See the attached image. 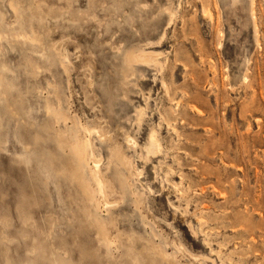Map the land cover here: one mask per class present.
<instances>
[{
	"label": "rangeland",
	"instance_id": "374dc122",
	"mask_svg": "<svg viewBox=\"0 0 264 264\" xmlns=\"http://www.w3.org/2000/svg\"><path fill=\"white\" fill-rule=\"evenodd\" d=\"M0 83V264H264V0H0Z\"/></svg>",
	"mask_w": 264,
	"mask_h": 264
},
{
	"label": "bare ground",
	"instance_id": "6f19581e",
	"mask_svg": "<svg viewBox=\"0 0 264 264\" xmlns=\"http://www.w3.org/2000/svg\"><path fill=\"white\" fill-rule=\"evenodd\" d=\"M30 3V2H29ZM20 12V11H19ZM9 28V27H8ZM23 31V30H22ZM6 36V35H5ZM12 39V38H11ZM13 40V39H12ZM16 40V39H15ZM19 40V39H18ZM138 57V56H137ZM136 57V58H137ZM134 58V57H133ZM140 59V58H139ZM138 60V59H136ZM145 60V59H144ZM140 63V62H138ZM30 66V65H29ZM1 84V83H0ZM2 87V86H1ZM3 95V94H2ZM123 98V97H122ZM60 101V100H59ZM60 103V102H59ZM53 118H54V121L55 123H58L60 125V123L64 126H67V121L68 120H71L72 123H73V126L76 128H78V126L81 128V133H78L77 130H74V131H70L69 130V133L71 134V139L73 140H64L62 138H59L57 139V147L62 149L63 147H69L68 149L70 150L72 156H73V159H74V162L76 164V167H77V170L79 171V174L80 176L83 178V175L84 172H83V165H84V159L87 158L88 156H91L92 155V139H91V135H94V136H98L100 139H103L104 141L108 138L109 135V132H107L106 130L102 129L101 133L99 131H97V127H92L94 128L92 131H89L87 130L86 128H84L83 126L81 127L80 124H78V122L75 120V119H71L70 117H68L67 115L63 114V113H60V112H55L53 114ZM96 129V130H95ZM58 132H60L58 130ZM58 136V135H57ZM61 136H64V135H61ZM65 138V137H64ZM157 138H155V135L154 133L152 132V134H150L148 136V144L146 146H144V148H141V151L140 152H143L144 151V156L145 158L144 159H147V157H149V154H152V153H157L159 154V147L157 143ZM66 141V142H65ZM72 141V142H71ZM128 144V146L133 149V150H136V148L138 147L135 139L133 138H130V137H126V140H125ZM115 148V147H114ZM117 148V147H116ZM117 150V149H115ZM110 152V150H109ZM112 154V153H111ZM113 155V154H112ZM155 155V154H154ZM143 156V157H144ZM153 156V155H152ZM115 158L118 162L121 163L122 166H124L126 168L127 171H129L130 167L128 166V164L126 163V160L124 159V157L119 153L115 152ZM148 160V159H147ZM144 161V160H143ZM99 166H95V170L92 172L91 174V180H93V182L96 184L97 186V193L98 195H100L102 198H105V197H113L115 194H116V190L114 188V186L112 185V182H110V180L108 179V177L110 176H107V173H100L99 170H98ZM116 169V167L114 168ZM109 169L106 171L108 172ZM126 171V173H128ZM74 177V176H73ZM77 177V176H76ZM74 177V178H76ZM119 177V183L122 187V189H124L129 183H128V178H129V174L128 176H123V175H120L118 176ZM131 177V176H130ZM88 180V179H86ZM80 181V179H79ZM88 182V181H87ZM113 182H114V179H113ZM83 184V183H81ZM93 184V183H91ZM129 187V186H128ZM127 187V188H128ZM84 194L87 196V198H90L91 195H89V191L87 189L84 188ZM179 194V193H178ZM123 195V194H122ZM125 195V194H124ZM93 198V197H91ZM138 199V197H137ZM89 200V199H88ZM92 200V199H91ZM90 200V201H91ZM142 199H139L137 201H140ZM93 201V200H92ZM91 201V202H92ZM138 203V202H137ZM108 204V203H106ZM104 207V206H103ZM107 207V206H106ZM110 215V214H109ZM94 217V215H93ZM98 222V221H97ZM103 230V229H102ZM101 232V231H100ZM101 234V233H100ZM103 234V233H102ZM108 248V246H107ZM150 249H148L149 251ZM150 252H153L152 250ZM149 252V253H150ZM147 257H149L148 254H146ZM151 256H154V255H151ZM151 258V257H150ZM157 258V257H156ZM162 258V257H161ZM162 260V259H160ZM152 261H154L152 259Z\"/></svg>",
	"mask_w": 264,
	"mask_h": 264
}]
</instances>
